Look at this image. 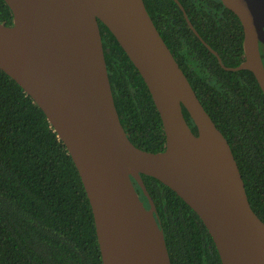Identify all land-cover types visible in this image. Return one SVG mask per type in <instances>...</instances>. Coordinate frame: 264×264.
Returning <instances> with one entry per match:
<instances>
[{
  "label": "water",
  "instance_id": "water-1",
  "mask_svg": "<svg viewBox=\"0 0 264 264\" xmlns=\"http://www.w3.org/2000/svg\"><path fill=\"white\" fill-rule=\"evenodd\" d=\"M0 70L44 112L66 146L89 199L103 264H172L142 175L175 192L202 220L222 264H264V223L253 211L231 147L158 32L143 0H4ZM264 94V0H220L244 30V62ZM99 23L142 76L166 145L134 146L116 109ZM183 108L198 134L188 125ZM135 183L148 201H142Z\"/></svg>",
  "mask_w": 264,
  "mask_h": 264
},
{
  "label": "trees",
  "instance_id": "trees-1",
  "mask_svg": "<svg viewBox=\"0 0 264 264\" xmlns=\"http://www.w3.org/2000/svg\"><path fill=\"white\" fill-rule=\"evenodd\" d=\"M158 32L216 127L227 139L249 203L264 223V94L248 70L226 71L193 33L174 0H143ZM202 40L235 68L245 60L239 18L220 0H178ZM0 23L13 14L0 0ZM120 122L137 148L159 153L166 139L142 76L99 23ZM264 62V45H260ZM184 117L197 128L185 108ZM172 264H222L199 216L170 188L142 175ZM142 201H148L135 183ZM0 264H103L92 208L63 142L33 99L0 70Z\"/></svg>",
  "mask_w": 264,
  "mask_h": 264
},
{
  "label": "flooded vegetation",
  "instance_id": "flooded-vegetation-1",
  "mask_svg": "<svg viewBox=\"0 0 264 264\" xmlns=\"http://www.w3.org/2000/svg\"><path fill=\"white\" fill-rule=\"evenodd\" d=\"M142 199V198H141Z\"/></svg>",
  "mask_w": 264,
  "mask_h": 264
}]
</instances>
